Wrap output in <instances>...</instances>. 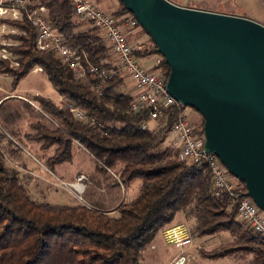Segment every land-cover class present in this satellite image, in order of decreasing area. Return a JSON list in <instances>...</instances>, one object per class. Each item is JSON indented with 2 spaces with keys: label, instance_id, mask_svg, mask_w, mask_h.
I'll use <instances>...</instances> for the list:
<instances>
[{
  "label": "trees",
  "instance_id": "1",
  "mask_svg": "<svg viewBox=\"0 0 264 264\" xmlns=\"http://www.w3.org/2000/svg\"><path fill=\"white\" fill-rule=\"evenodd\" d=\"M117 3L119 10L112 16L134 18L120 0ZM39 7L48 10L46 20L52 28L64 35L69 46L82 50L89 64L114 70L110 49L99 28L86 21L92 28L77 32L80 21L67 1L34 0L27 10ZM25 15L22 12L15 21L0 19L9 31L16 32L6 35L15 46L6 47L9 61L0 58V74L12 78L10 86L15 89L30 72L40 68L58 98L64 100L65 104L59 105L50 98L34 97L57 125L54 129L35 125L36 134L29 138L45 150L56 146L44 167L52 171L57 165L71 162L72 149L78 144L95 160L98 174L115 171L121 185L139 180L141 186L137 197L119 205L114 216L96 206L50 205L29 197L19 172L6 168L0 154V264H141V252L173 223L178 213L192 219L191 237L219 233L232 237V243L220 245L211 253L201 251L205 259L220 260L244 252L253 255V264H264V237L238 220L236 206L226 194L213 195L207 167L189 165L180 160L177 151L160 150L179 108H161L163 118L156 126L141 130L152 107L130 113L134 96L131 91H123L125 85L118 75L98 78L86 73L84 83L75 80L67 64L53 51L36 48V31ZM136 28L147 35L139 24ZM150 43L134 56H160L151 39ZM157 69L167 80L169 69L162 57L153 67ZM64 105L82 110L84 120L76 121ZM199 118V129H194L203 135V119ZM111 188H119V184Z\"/></svg>",
  "mask_w": 264,
  "mask_h": 264
},
{
  "label": "water",
  "instance_id": "2",
  "mask_svg": "<svg viewBox=\"0 0 264 264\" xmlns=\"http://www.w3.org/2000/svg\"><path fill=\"white\" fill-rule=\"evenodd\" d=\"M169 72L166 91L203 119V149L264 212V26L167 0H120Z\"/></svg>",
  "mask_w": 264,
  "mask_h": 264
},
{
  "label": "built area",
  "instance_id": "3",
  "mask_svg": "<svg viewBox=\"0 0 264 264\" xmlns=\"http://www.w3.org/2000/svg\"><path fill=\"white\" fill-rule=\"evenodd\" d=\"M65 1L72 6L76 17L99 28L103 40L114 56V70H105L89 64L82 50L69 46L64 35L54 31L50 23L44 19L46 8L39 7L28 11V7L32 5L34 0H0V19L15 21L20 18L22 12H26V20L30 22L37 33L36 48L40 51H53L58 59L67 64L77 81L84 83L86 73L98 78L107 75L128 78L136 90L129 112L136 113L143 108L152 107L148 122L140 125L141 130H151L150 124H156L163 118L161 108L178 107L174 123L168 129L160 150L177 151L180 160L189 165L204 164L211 175L213 195L220 197L222 194H226L231 204L236 206L238 220L253 233L264 237V215L250 198L245 197L243 185L233 179L234 177L227 172L220 160L213 153L204 151V136L196 132L197 130L194 129L191 122L190 112L192 108L183 106L170 97L166 91V79L162 73L160 71L156 73L153 69H144L134 56L135 49L127 41L123 26L136 28L137 21L127 17L124 19L125 22H121L123 19L116 18L101 10L93 0ZM5 30V24L0 23V32L4 33ZM8 32L14 33L13 30ZM0 58L10 60V54L3 43H0ZM159 63L160 60H157L153 66ZM33 71H41V69L35 68ZM65 108L76 121L84 120L85 114L82 110L70 105H65ZM196 114L198 113L196 112ZM84 181L85 176L78 175L73 182L61 183V186L71 189L79 196L82 194L81 186L84 187ZM79 199H81L80 196ZM161 236L167 246L177 251L167 264L191 263V258L187 254L191 246V235L183 225L168 226L161 231Z\"/></svg>",
  "mask_w": 264,
  "mask_h": 264
},
{
  "label": "rangeland",
  "instance_id": "4",
  "mask_svg": "<svg viewBox=\"0 0 264 264\" xmlns=\"http://www.w3.org/2000/svg\"><path fill=\"white\" fill-rule=\"evenodd\" d=\"M31 4H34V2ZM117 4L115 0H112V7H110L111 4L109 3H105V5L102 3L100 7L104 8L103 10H105V12L112 15V13L119 10V5ZM44 15H48V10ZM78 22L80 23V27L76 30L77 32H84L92 28L86 21L78 19ZM124 30L126 33H129V35H126L127 41L132 44L135 49L134 52L144 51L147 47L151 46L148 35L142 34L139 29L124 27ZM8 31L9 29L6 27L4 33L0 32V43H3L6 47L11 45L15 46V43L10 42L6 38V35L9 34ZM13 31L14 33L11 34L16 33L15 30ZM155 60H161V57L152 55L138 59V62L144 69L152 70ZM114 64L115 59L114 62L112 60V65ZM12 65L16 66L15 62H12ZM158 71L159 69L155 72L157 73ZM121 78L125 85L123 91H131V93L135 95L136 90L132 82L128 78ZM11 81L12 78L0 74V154L3 157L4 166L6 168L15 169L19 172V177L28 189L29 197L32 200L50 205H81L88 208L92 206L99 208L102 207V205L93 201L94 198L97 197V186L109 185L110 187L114 183L119 184V191L116 190L113 192V194L116 195V200L119 205L126 204L128 201H132L136 198L141 186L139 180L125 186L120 185L121 182L115 171H107L108 174L104 176L98 174L95 171V160L81 147L72 149L71 162L54 167L53 170L58 177H52V173L44 167V163L52 149L56 148V146H52L45 150L41 148L40 143L33 142L29 140V138L36 134L34 130L35 125H42L49 129H54L57 125L43 112L34 100V97L43 96L50 98L59 105L65 104L64 100L58 98L55 90L48 83L45 75L41 71L30 72L15 89L10 86ZM19 96L31 101L32 105L37 110H34L29 104L17 99ZM192 111L194 110L191 109L190 112L191 122L196 129H199V114H196V111ZM22 122L23 124H21ZM154 124H151V129L155 127ZM27 170L33 172V174L44 177L45 180L35 178L33 174L31 175ZM77 172H82L83 174L79 175L85 176V181L83 182L84 187L81 186L82 194L79 195L81 199H79V196L71 189L61 186V183L67 184L73 182L78 175L74 180L72 177ZM233 179L235 180L236 178ZM110 204L111 200L109 205ZM111 208V205L107 207L108 210L106 213L109 216H114L115 212L109 211ZM260 212L264 215V212ZM173 224L183 225L189 231V234L192 232L194 226L192 219H188L183 213H178L176 215L173 223L170 225L172 226ZM232 242V237L227 233H219L214 236L203 238L191 237V246L187 253L191 258L190 264H253V255L244 252H238L232 257L220 260L205 259L200 254L201 251H203L202 253H211L218 246L230 244ZM152 246L154 248H151ZM176 253V250L164 243L162 236L159 234L152 242L151 246H148L141 252L140 262L141 264H167Z\"/></svg>",
  "mask_w": 264,
  "mask_h": 264
},
{
  "label": "crops",
  "instance_id": "5",
  "mask_svg": "<svg viewBox=\"0 0 264 264\" xmlns=\"http://www.w3.org/2000/svg\"><path fill=\"white\" fill-rule=\"evenodd\" d=\"M115 1L117 4V0H115ZM167 1H169L172 4L181 6V7L191 8V9L200 10V11H207V12H212V13H217V14L246 18V19L252 20V21L257 22L260 25L264 26V0H167ZM93 2L100 9L102 8V7H100V5L102 3H104V5H105V3H109V4H111L110 7H112V0H93ZM103 9L104 8H102V10ZM103 11H105V10H103ZM120 19L124 20V18H120ZM123 27L126 28V26H123ZM126 35H129V33H126ZM109 53H110L111 60H113V62H114V56L112 55L111 51H109ZM156 61L157 60H155L154 62H156ZM133 95H134V93H133ZM135 95H136V91H135ZM17 99L21 100L22 102H24L26 104H29L30 106H32L34 108V110H37L32 105V102L27 100L26 98L19 96V98L17 97ZM21 124H23V122ZM151 124L153 125L154 123H151ZM156 124H154V125L156 126ZM75 147H81V146L78 144H75L73 148H75ZM54 150H55V148L52 149L48 158H50L54 154ZM27 172L30 173L31 175L33 174V172H29L28 170H27ZM49 172L52 173V175H53L52 177H56V178L58 177L55 174L54 170L49 171ZM79 174H83V173L77 172L72 177V179L74 180V178ZM33 176L35 178H38V179L40 178V180L41 179L45 180L44 177H42L38 174H33ZM116 190L119 191V188H111V186L109 187V185L97 186V197L94 198L93 201L102 205L101 208L106 209V210H108L107 207H109L111 205L112 208H111V210L109 209V211H114L119 206V203H117V200H116V195L113 194V192ZM110 200H111V204L109 205ZM129 202H131V201H128L127 203H129ZM175 225H177V224H175ZM169 226H171V225H169ZM160 235H161V233H160ZM151 248H154V247L152 246Z\"/></svg>",
  "mask_w": 264,
  "mask_h": 264
},
{
  "label": "bare ground",
  "instance_id": "6",
  "mask_svg": "<svg viewBox=\"0 0 264 264\" xmlns=\"http://www.w3.org/2000/svg\"><path fill=\"white\" fill-rule=\"evenodd\" d=\"M127 17H130V16H122V17H118V18H127ZM44 19L46 20V16H44ZM135 19V18H134ZM29 22V21H28ZM122 22H125L124 20H122ZM30 23V22H29ZM51 25V24H50ZM52 27V25H51ZM53 29V28H52ZM132 29H137V28H132ZM54 30V29H53ZM36 31V30H35ZM55 31V30H54ZM36 36H37V33H36Z\"/></svg>",
  "mask_w": 264,
  "mask_h": 264
}]
</instances>
